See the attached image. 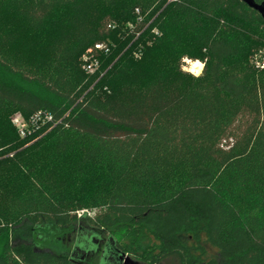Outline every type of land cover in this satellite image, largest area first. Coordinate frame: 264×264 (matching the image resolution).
<instances>
[{"label": "trees", "instance_id": "trees-1", "mask_svg": "<svg viewBox=\"0 0 264 264\" xmlns=\"http://www.w3.org/2000/svg\"><path fill=\"white\" fill-rule=\"evenodd\" d=\"M263 47L242 0H0V264H85L77 227L108 233L99 264H264ZM40 110L49 131L7 138Z\"/></svg>", "mask_w": 264, "mask_h": 264}, {"label": "rangeland", "instance_id": "rangeland-1", "mask_svg": "<svg viewBox=\"0 0 264 264\" xmlns=\"http://www.w3.org/2000/svg\"><path fill=\"white\" fill-rule=\"evenodd\" d=\"M3 27L10 29V32H1V33H4L5 35H7V33H9V35L10 34L15 35L17 42H18V45H19L20 52L27 53L29 51V48H28L29 44L31 43V36H30L29 32L27 31V29L22 25V23L18 20H12L8 17H5ZM260 52H262V54L264 55V47L260 49ZM194 63H197V65H201V69L199 70V72L197 74L194 70H192V68H193L192 65ZM202 69H203V63H202L201 59L191 60V59L186 58L184 60L183 70L190 73L191 75H193V76L200 75L202 72ZM11 80L13 81V79H11ZM21 85H23V84H21ZM13 115H14L13 112H6L3 116H1V118L3 120L2 121L3 125L6 128L7 138L9 140L12 139L14 144H18V145L27 144L26 142L20 141L21 138L19 137V135L17 133H16L17 134L16 135L12 131V129L10 128L9 122L11 121V118ZM94 213H95L94 210H88V209H81V210L75 211V214H76L77 218H79V219L80 218H92L94 216ZM78 235H79L78 227L76 229H74L72 232L71 231L63 232L61 240H62V243L66 245V248H65L66 253L68 255H71L72 251L75 247L80 249L82 252H87V250L95 252L96 244L93 241V236L78 237ZM102 236L104 237V242L106 243L107 238H108V233L105 232L102 234ZM75 240H76V242H75ZM74 242H75V244H74ZM104 242L102 243L101 249H103L105 246ZM206 249L210 255L215 254V250L212 249L211 247L206 246ZM100 256H101V253L96 254L95 256H92V255L88 256L87 255L86 256L87 261L85 264H99ZM104 256H107V255L105 254Z\"/></svg>", "mask_w": 264, "mask_h": 264}, {"label": "built area", "instance_id": "built-area-1", "mask_svg": "<svg viewBox=\"0 0 264 264\" xmlns=\"http://www.w3.org/2000/svg\"><path fill=\"white\" fill-rule=\"evenodd\" d=\"M102 48L101 44L95 45L96 51L101 50ZM92 53V50H88L81 58L82 70L89 75L97 72L100 67L99 59ZM254 64L257 68H264V55L262 52L255 56ZM55 123V119L51 113L41 110L28 117H25L20 113H15L11 118V124L21 139L35 136L41 133L42 130L49 131Z\"/></svg>", "mask_w": 264, "mask_h": 264}, {"label": "water", "instance_id": "water-1", "mask_svg": "<svg viewBox=\"0 0 264 264\" xmlns=\"http://www.w3.org/2000/svg\"><path fill=\"white\" fill-rule=\"evenodd\" d=\"M248 7L257 11L264 18V4H258L254 0H242ZM107 262V261H106ZM109 262V260H108ZM109 264V263H108ZM118 264H145L132 259L129 255L122 253L118 255Z\"/></svg>", "mask_w": 264, "mask_h": 264}, {"label": "flooded vegetation", "instance_id": "flooded-vegetation-1", "mask_svg": "<svg viewBox=\"0 0 264 264\" xmlns=\"http://www.w3.org/2000/svg\"><path fill=\"white\" fill-rule=\"evenodd\" d=\"M93 241L95 242V244H96V246H97V251H93V252H86V254H85V258H87L86 256L88 255V256H95V254L97 253V252H100V253H103V252H105V251H103V249H101V246H102V243L104 242V237L102 236V234H99L98 235V239H96L95 237H93ZM104 244H106L105 242H104ZM83 260V259H82ZM87 261V260H86ZM86 261H85V263H86Z\"/></svg>", "mask_w": 264, "mask_h": 264}, {"label": "bare ground", "instance_id": "bare-ground-1", "mask_svg": "<svg viewBox=\"0 0 264 264\" xmlns=\"http://www.w3.org/2000/svg\"><path fill=\"white\" fill-rule=\"evenodd\" d=\"M192 70H194L196 72V74L199 72V70L201 69V65H197V63H194L192 65Z\"/></svg>", "mask_w": 264, "mask_h": 264}]
</instances>
